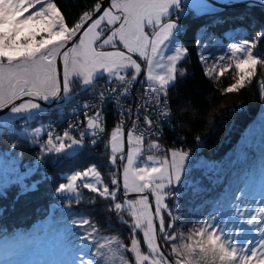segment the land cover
I'll return each mask as SVG.
<instances>
[{
    "label": "snow or ice",
    "instance_id": "1",
    "mask_svg": "<svg viewBox=\"0 0 264 264\" xmlns=\"http://www.w3.org/2000/svg\"><path fill=\"white\" fill-rule=\"evenodd\" d=\"M217 3L264 9V0ZM189 5L190 0H95L70 25L56 0H0V113L7 109L0 116V136H23L39 149L23 171L15 141L0 153V198L12 187L21 194L37 191L50 178L41 168L73 158L86 140L95 148L107 130L106 104L116 112L104 140L107 180L94 163L64 175L55 195L71 207L83 201L81 189L87 190L92 204L103 201L109 218L114 215L121 231L127 229L128 242L118 234L101 236L97 223L78 215L71 225L80 231L71 235L80 255L62 264H264V187L255 194L245 187L225 192L212 202V211L183 230L188 214L181 211L182 199L189 192L193 198L205 193L203 180L211 181L214 170L189 151L162 149L160 143L163 127H173L170 89L187 74L179 67L188 51L179 39L184 31L179 20ZM198 8L219 11L209 0H199ZM261 42L264 25L250 38L230 43L205 69V76L219 79L234 65L232 82L221 94L244 89L264 68V54L257 52ZM196 44L199 48L201 41ZM199 59L207 63L203 49ZM98 80L104 81L99 90ZM81 94L91 99L72 108L69 116L75 118L62 132L52 123L29 130V122L43 115L41 101L63 112ZM17 121L24 127L17 130ZM194 139L199 143V136ZM14 255L0 249V264H29Z\"/></svg>",
    "mask_w": 264,
    "mask_h": 264
},
{
    "label": "trees",
    "instance_id": "2",
    "mask_svg": "<svg viewBox=\"0 0 264 264\" xmlns=\"http://www.w3.org/2000/svg\"><path fill=\"white\" fill-rule=\"evenodd\" d=\"M56 2L71 25L78 14L89 9L95 0ZM217 8L219 11L216 13L193 14L188 10L179 20L184 28L179 39L188 50L179 67L186 69L187 74L170 89L173 127L163 130L161 138L168 148H182L197 160L214 166L210 173L212 180H203L207 191L195 198L189 192L181 201V211L188 214V223L183 228L185 233L201 215L213 210L212 202L218 196L236 187H245L253 194L264 187V102L261 101L264 68L258 70L257 76L244 89L228 94H221L220 90L232 82L234 65L219 79L214 73L211 77L204 74L216 57L227 52L230 43L255 35L264 25V9L257 6L249 10L243 5ZM241 13L246 18L242 19ZM197 39L201 41L199 48ZM201 49L207 60L205 64L199 59ZM257 52L264 54V42H261ZM216 70L219 71V66ZM73 88L77 89L78 84H74ZM54 107H42L43 115L29 122L28 127L47 125V113ZM106 119L104 140L117 118L109 111ZM23 127V121L16 122L17 130ZM196 136L200 137L199 143L194 139ZM104 140L95 148L88 147V141H85V147L77 150L73 158L61 160L55 166L48 164L42 167L41 171L47 172L50 178L37 191L21 194L18 187H12L6 198H0V249L13 251V259L29 264H62L70 261L73 254L80 255L79 248L72 246L71 235L80 231L71 225V218H78V215L90 217L97 223L101 236L118 234L125 243L128 242L127 229L121 231L123 226L114 215L109 218L111 214L102 207L103 201L97 200L92 204V194L87 190L81 189L83 201L79 205L73 202L71 207H66L67 201L55 195V186L64 181L63 173L82 170L94 163L107 180L108 153L104 150ZM13 141L20 145L14 155L22 152L23 168L20 170H24L35 160L39 149L30 146L23 136L17 139L15 135H5L0 136V153L9 148ZM9 162H5V167ZM194 175L199 177L200 171ZM74 242L77 245L80 243L79 240ZM165 250L170 251L169 248Z\"/></svg>",
    "mask_w": 264,
    "mask_h": 264
},
{
    "label": "built area",
    "instance_id": "3",
    "mask_svg": "<svg viewBox=\"0 0 264 264\" xmlns=\"http://www.w3.org/2000/svg\"><path fill=\"white\" fill-rule=\"evenodd\" d=\"M104 86V81H100L97 84V90H99L101 87ZM138 86V85H137ZM133 92H135V89H133ZM91 96L89 94H83L80 95L78 97H75V99L69 103L64 109L63 112H59L56 108V106L54 107V109L52 111H50L49 113H47V124L52 123L53 126L56 128V130L58 132H62L66 127H67V123L69 119H74L75 117H71L69 116V113L72 111V108L77 104V103H83L84 101L90 100ZM105 113H106V117L109 116V111L111 113V115H113L114 117H116V112H115V108L114 105L112 103H107L104 109ZM80 118L82 119V115L80 116ZM117 118V117H116ZM128 126H130V124H126L125 127L127 128ZM170 127L168 125H165L163 127V130L169 129ZM163 133V131H162ZM74 135L78 136V133H74ZM163 137V135H161L160 137V143L162 145V149H169L162 141L161 138ZM153 139H155V137H152ZM46 139V136L42 135L41 136V140ZM88 141V140H86Z\"/></svg>",
    "mask_w": 264,
    "mask_h": 264
},
{
    "label": "rangeland",
    "instance_id": "4",
    "mask_svg": "<svg viewBox=\"0 0 264 264\" xmlns=\"http://www.w3.org/2000/svg\"><path fill=\"white\" fill-rule=\"evenodd\" d=\"M209 2H215V3H217V0H209ZM198 4H199V0H190V5H189V7L187 8V10L186 11H188V10H190L193 14H201V13H204V12H201L200 10H199V8H198ZM219 4V3H218ZM222 5H224V4H222ZM173 18H175V17H173ZM169 54H171V53H169ZM42 102V101H41ZM44 103V102H43ZM5 114V113H4ZM3 114V115H4ZM2 116V115H1ZM36 126V124L34 125V126H32V127H28L29 128V130L31 129V128H34ZM36 127H40L39 125H37ZM10 163V162H9ZM9 163H8V165H9ZM7 165V166H8ZM89 166V165H88ZM87 166V167H88ZM86 167V168H87ZM85 169V168H84ZM83 170V169H82ZM20 171H23V170H20ZM73 172V171H72ZM109 172V171H108ZM108 172H107V174H108ZM67 174H71V172H66V173H63L62 174V176L64 177V175H67ZM107 177V176H106ZM64 182H66V180L64 179V181H63V183Z\"/></svg>",
    "mask_w": 264,
    "mask_h": 264
},
{
    "label": "water",
    "instance_id": "5",
    "mask_svg": "<svg viewBox=\"0 0 264 264\" xmlns=\"http://www.w3.org/2000/svg\"><path fill=\"white\" fill-rule=\"evenodd\" d=\"M211 3H213L216 7L227 6V5H222V4H218V3H215V2H211ZM41 104H42L43 108H47L49 106V105H45L43 102H41ZM6 112H7V109L4 110V113H6ZM4 113H0V116L3 115Z\"/></svg>",
    "mask_w": 264,
    "mask_h": 264
}]
</instances>
